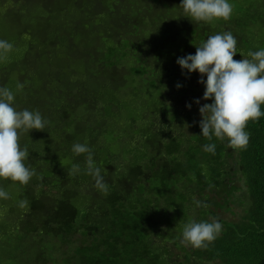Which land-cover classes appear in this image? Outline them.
<instances>
[{"label":"trees","instance_id":"1","mask_svg":"<svg viewBox=\"0 0 264 264\" xmlns=\"http://www.w3.org/2000/svg\"><path fill=\"white\" fill-rule=\"evenodd\" d=\"M180 2L0 0V39L13 44L0 87L48 122L19 136L30 181L0 179V264H264V117L243 149L201 136L211 101L176 63L224 32L234 60L264 48V0H229L230 18L212 22ZM213 220L222 230L206 248L181 243L185 224Z\"/></svg>","mask_w":264,"mask_h":264},{"label":"clouds","instance_id":"2","mask_svg":"<svg viewBox=\"0 0 264 264\" xmlns=\"http://www.w3.org/2000/svg\"><path fill=\"white\" fill-rule=\"evenodd\" d=\"M186 18L196 22L228 20L233 7L229 0H181L180 5ZM13 44L0 39V61L8 58ZM237 40L231 32L209 36L201 46L196 47L195 54L179 57L177 65L189 76L195 72L204 87L202 100L211 101L199 107L202 117L199 127L200 135L212 140L227 141L233 149H243L249 142V133L245 131L247 123L264 117L261 110L264 105V48L250 51L249 58L234 60L237 55ZM206 77V79H205ZM23 85L18 84L17 88ZM180 85H177L179 88ZM15 93L0 87V179L10 180L26 185L35 174L25 161L29 156L27 148H21L19 136L31 131H42L48 123L38 111L27 109L17 111L13 107ZM199 104L200 100L194 101ZM190 108L191 105H186ZM204 151L215 153L216 145L203 146ZM76 155L86 154L88 174L95 179V186L107 191L103 176L86 143L72 146ZM73 172L79 171L73 165ZM8 193L0 188V199H7ZM20 202V207L26 205ZM196 206H201L199 201ZM222 230L218 220L211 222H189L184 225L181 243L193 248H206Z\"/></svg>","mask_w":264,"mask_h":264},{"label":"rangeland","instance_id":"3","mask_svg":"<svg viewBox=\"0 0 264 264\" xmlns=\"http://www.w3.org/2000/svg\"><path fill=\"white\" fill-rule=\"evenodd\" d=\"M3 11V8H1V3H0V13Z\"/></svg>","mask_w":264,"mask_h":264}]
</instances>
